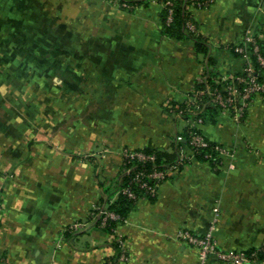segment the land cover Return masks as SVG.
<instances>
[{
  "label": "crops",
  "instance_id": "obj_1",
  "mask_svg": "<svg viewBox=\"0 0 264 264\" xmlns=\"http://www.w3.org/2000/svg\"><path fill=\"white\" fill-rule=\"evenodd\" d=\"M161 8L0 0V264H104L113 255L112 235L90 211L124 150H171L188 122L165 102H182L209 70L190 40L161 33ZM191 12L221 76L247 62L232 47L248 36L264 45V0H211ZM200 130L235 149L234 165L216 171L191 158L153 200L139 198L114 232L127 253L119 264H198L176 238L183 228L203 234L214 224L223 249L264 243V94L243 121L222 111Z\"/></svg>",
  "mask_w": 264,
  "mask_h": 264
},
{
  "label": "trees",
  "instance_id": "obj_2",
  "mask_svg": "<svg viewBox=\"0 0 264 264\" xmlns=\"http://www.w3.org/2000/svg\"><path fill=\"white\" fill-rule=\"evenodd\" d=\"M153 0H119V7L131 11L136 6H146ZM162 4L160 11L161 20V33L164 36L177 39V40H190L193 45L195 53L201 54L206 58L207 67L209 70L204 71L202 78L195 82L193 89L186 95L182 102H175L167 100L165 108L169 111L180 115L188 122L185 129L178 134L171 146V150L156 149L147 146L141 149L128 150L129 152H140L146 156L144 159L137 157H130L122 154V162L119 174L116 179L103 187V196L99 200V204L90 211L89 219L92 218L95 227L105 230L108 234L112 235L110 244L113 249V255L104 259V264H119L121 256L126 257L127 253L123 249L121 242L122 238L115 235V229L120 224L127 213L135 207L137 200L141 197L153 200L155 195H151L146 186L159 185L163 180L169 178L167 175L164 179H156L149 176L154 171H165L170 166L177 165L178 171L181 170L191 158L198 161L207 162L214 170L217 171V165L220 163L218 151L214 148L215 142L209 141L207 146L193 148L190 140L193 134L201 133L200 126L192 125L190 120L201 119V123H216L221 112V107L213 100L211 92H221L222 87L225 85H235L238 90L242 88L243 82L236 79L226 78L221 79L223 76L217 72L210 70V66L214 61L208 56V44L204 36L197 31V24L193 19V13L190 7L202 8L208 4V0H155ZM170 1V4L167 3ZM170 18H169V16ZM264 15V14H263ZM248 45L245 43L232 47L233 53L244 56L249 53V59L252 65V71L258 75V80H264V68L257 61V53L264 57V45L258 37L248 36ZM257 47V52L253 51V46ZM241 49V51H239ZM233 76L245 77L246 72L230 74ZM229 76V75H227ZM254 96L251 95L249 99L253 100ZM229 112L234 115L232 108ZM247 111L243 110L242 114L238 116L239 121H243ZM203 135V134H202ZM204 136V135H203ZM206 139V138H205ZM185 146L189 150L194 149L192 155L184 153L182 163L178 164L180 160L181 147ZM208 155V156H206ZM126 189L134 196L131 197ZM113 197V200H111ZM113 212L117 217L115 219L107 218L104 225H101L103 213L101 211ZM72 231V230H71ZM73 232V231H72ZM68 235V234H67ZM248 255L254 253L252 261L259 260L264 262V243L256 248H251L245 251Z\"/></svg>",
  "mask_w": 264,
  "mask_h": 264
},
{
  "label": "built area",
  "instance_id": "obj_3",
  "mask_svg": "<svg viewBox=\"0 0 264 264\" xmlns=\"http://www.w3.org/2000/svg\"><path fill=\"white\" fill-rule=\"evenodd\" d=\"M118 1L119 0H111ZM211 0H208L210 3ZM170 4V1H167ZM192 7H190L191 9ZM249 38H245V45H248ZM241 51V49H239ZM253 51L257 52V47L253 46ZM247 59V62L243 68V71L246 72L245 77L241 76H233L229 75L228 78L236 79L238 81L243 82L242 88L240 90L235 87V85H225L222 87L221 92H211L213 95V100L221 107V111H229L230 108L233 109L234 115L236 118L240 116L243 110H247L248 106L251 103L250 96H256L259 94H264V80H258V75L254 74L252 71V65L249 59V53L244 55ZM257 61L259 64L264 68V57H262L259 53H257ZM224 76L222 79H226ZM190 123L192 125H196L197 127L201 124V119L191 120ZM191 146L193 148L207 146L209 144L208 140L201 133H195L192 135L190 140ZM214 148L218 151V156L220 158V163L217 167H221L223 164H226L228 168H231L234 165V155L235 149L232 146H227L220 143H215ZM190 155L193 154L194 149L189 150ZM122 154H126L130 157H137L139 159H144L146 156L140 152H129L128 150H124ZM181 153L180 160L178 164L182 163V159L185 155ZM208 156V155H206ZM177 165L170 166L165 171H154L149 174L150 177L156 179H164L167 175L174 174L178 171ZM142 186H146V189L151 195H156L158 185H147L146 183H142ZM123 192H127L129 196L133 197L134 195L131 192H128L126 189ZM1 210V206H0ZM103 213V219L101 225H104V222L107 218L115 219L117 216L110 211H101ZM81 223L75 222L69 226L70 230H77ZM214 228L215 225L211 224L209 229L204 232L203 234H196L191 232L188 229H180L177 234L176 238L183 243L191 246L194 248L197 254L198 264H208V260L211 257H215L216 261L220 264H249L252 261V256L254 253L248 255L245 251H238V250H230V249H223L217 245L216 239L214 237ZM120 238V237H118ZM122 245V241L119 239ZM123 246V245H122ZM125 257L121 256L120 261H123Z\"/></svg>",
  "mask_w": 264,
  "mask_h": 264
},
{
  "label": "rangeland",
  "instance_id": "obj_4",
  "mask_svg": "<svg viewBox=\"0 0 264 264\" xmlns=\"http://www.w3.org/2000/svg\"><path fill=\"white\" fill-rule=\"evenodd\" d=\"M108 1L112 2L111 0H108ZM112 3H116V4L119 6L118 1H113ZM168 16H169V15H168ZM169 18H170V16H169ZM223 77H224V76H223ZM223 77H222V78H223ZM226 77H227V76H226ZM222 78H221V79H222ZM248 107H249V106H248ZM247 109H248V108H247ZM246 111H247V110H246ZM221 112H222V111H221ZM228 112H229V111H228ZM237 119H238V117H237ZM190 121H191V120H190ZM80 227H82V225H80L79 228H80ZM68 229H69V228H68Z\"/></svg>",
  "mask_w": 264,
  "mask_h": 264
}]
</instances>
